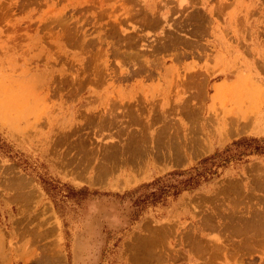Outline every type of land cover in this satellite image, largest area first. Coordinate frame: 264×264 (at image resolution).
<instances>
[{
    "label": "rangeland",
    "instance_id": "rangeland-1",
    "mask_svg": "<svg viewBox=\"0 0 264 264\" xmlns=\"http://www.w3.org/2000/svg\"><path fill=\"white\" fill-rule=\"evenodd\" d=\"M241 137L264 0H0V264H264V142L141 202Z\"/></svg>",
    "mask_w": 264,
    "mask_h": 264
},
{
    "label": "trees",
    "instance_id": "trees-1",
    "mask_svg": "<svg viewBox=\"0 0 264 264\" xmlns=\"http://www.w3.org/2000/svg\"><path fill=\"white\" fill-rule=\"evenodd\" d=\"M264 142V139H258L254 137H241L239 139L231 141V143L221 150L214 151L213 153L200 158L195 166L190 167L186 170H173L167 172L163 177H165L166 182L163 186H159L154 190L149 191L141 199V202L147 200L146 196H151V203H154L161 198L165 193H168L172 189V194H177L183 189H192L198 185L199 177L216 174V168L225 165L231 157H238L243 153L242 149L253 148L257 150L259 145ZM261 146V145H260ZM206 179H208L206 177ZM158 180H161L158 178ZM156 180V181H158ZM154 183V182H153ZM152 183L148 184L151 185Z\"/></svg>",
    "mask_w": 264,
    "mask_h": 264
}]
</instances>
